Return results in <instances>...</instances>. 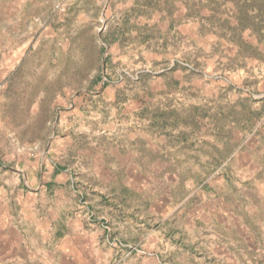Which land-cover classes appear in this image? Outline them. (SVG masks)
I'll use <instances>...</instances> for the list:
<instances>
[{
  "label": "rangeland",
  "instance_id": "rangeland-1",
  "mask_svg": "<svg viewBox=\"0 0 264 264\" xmlns=\"http://www.w3.org/2000/svg\"><path fill=\"white\" fill-rule=\"evenodd\" d=\"M7 180L23 264H264V0H0Z\"/></svg>",
  "mask_w": 264,
  "mask_h": 264
},
{
  "label": "crops",
  "instance_id": "crops-1",
  "mask_svg": "<svg viewBox=\"0 0 264 264\" xmlns=\"http://www.w3.org/2000/svg\"><path fill=\"white\" fill-rule=\"evenodd\" d=\"M7 183L12 197L5 200L0 196V264H23L25 252L33 253L32 237L34 232L38 234L43 217L33 202L24 204L15 197L13 190L20 181L7 180ZM30 234L31 245L27 241Z\"/></svg>",
  "mask_w": 264,
  "mask_h": 264
}]
</instances>
